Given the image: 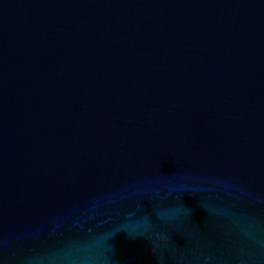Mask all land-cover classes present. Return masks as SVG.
<instances>
[{
  "label": "water",
  "instance_id": "95a60500",
  "mask_svg": "<svg viewBox=\"0 0 264 264\" xmlns=\"http://www.w3.org/2000/svg\"><path fill=\"white\" fill-rule=\"evenodd\" d=\"M0 264H264V0H0Z\"/></svg>",
  "mask_w": 264,
  "mask_h": 264
},
{
  "label": "clouds",
  "instance_id": "9594fccd",
  "mask_svg": "<svg viewBox=\"0 0 264 264\" xmlns=\"http://www.w3.org/2000/svg\"><path fill=\"white\" fill-rule=\"evenodd\" d=\"M161 239H164V237H161Z\"/></svg>",
  "mask_w": 264,
  "mask_h": 264
}]
</instances>
